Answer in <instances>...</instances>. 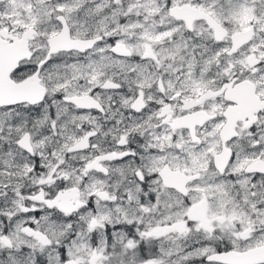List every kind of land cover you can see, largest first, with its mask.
<instances>
[{"label":"snow or ice","instance_id":"obj_1","mask_svg":"<svg viewBox=\"0 0 264 264\" xmlns=\"http://www.w3.org/2000/svg\"><path fill=\"white\" fill-rule=\"evenodd\" d=\"M0 264H264V0H0Z\"/></svg>","mask_w":264,"mask_h":264}]
</instances>
